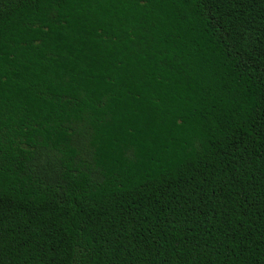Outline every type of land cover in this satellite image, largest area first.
Here are the masks:
<instances>
[{"label":"trees","instance_id":"obj_1","mask_svg":"<svg viewBox=\"0 0 264 264\" xmlns=\"http://www.w3.org/2000/svg\"><path fill=\"white\" fill-rule=\"evenodd\" d=\"M0 264H264V0H0Z\"/></svg>","mask_w":264,"mask_h":264}]
</instances>
